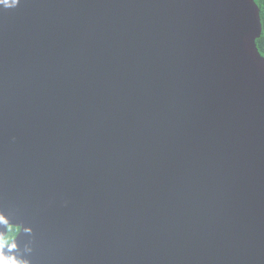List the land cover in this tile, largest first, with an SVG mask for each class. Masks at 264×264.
I'll return each mask as SVG.
<instances>
[{"label":"water","instance_id":"water-1","mask_svg":"<svg viewBox=\"0 0 264 264\" xmlns=\"http://www.w3.org/2000/svg\"><path fill=\"white\" fill-rule=\"evenodd\" d=\"M261 33L254 0L0 3L5 259L264 264Z\"/></svg>","mask_w":264,"mask_h":264},{"label":"trees","instance_id":"trees-1","mask_svg":"<svg viewBox=\"0 0 264 264\" xmlns=\"http://www.w3.org/2000/svg\"><path fill=\"white\" fill-rule=\"evenodd\" d=\"M254 1L260 9V19H261V24H262V33H261V36L256 41V46H257V49H258L260 55L264 58V13H262L260 5L258 4L257 0H254ZM12 228L18 229V228H14V227H12ZM18 232H19V229H18V231H15L14 235H12L9 233V228H8L7 235L5 237L7 238V237L11 236V238L8 240L7 243H5L3 245V247L8 245L15 238V236L17 235ZM2 248H0V249H2Z\"/></svg>","mask_w":264,"mask_h":264},{"label":"clouds","instance_id":"clouds-1","mask_svg":"<svg viewBox=\"0 0 264 264\" xmlns=\"http://www.w3.org/2000/svg\"><path fill=\"white\" fill-rule=\"evenodd\" d=\"M11 2L13 4H15L17 2V0H11ZM0 3H4V4L8 3V0H0ZM3 219H4L3 216H0V221H3ZM15 231H18V229H13L11 226L9 227V233L10 234L14 235ZM10 238H11V236H9L7 238L6 237H0V248H2L3 245L5 243H7ZM14 247H15L14 244L10 245V248H14ZM0 264H18V262L12 257H9L6 260L5 257L3 256V254L0 253ZM21 264H22V262H21Z\"/></svg>","mask_w":264,"mask_h":264},{"label":"snow or ice","instance_id":"snow-or-ice-1","mask_svg":"<svg viewBox=\"0 0 264 264\" xmlns=\"http://www.w3.org/2000/svg\"><path fill=\"white\" fill-rule=\"evenodd\" d=\"M258 4L260 5L262 13H264V0H257ZM7 4V3H5ZM2 216V215H0Z\"/></svg>","mask_w":264,"mask_h":264}]
</instances>
